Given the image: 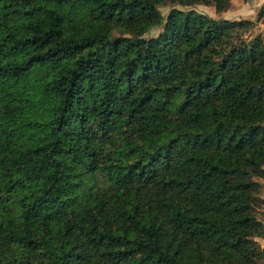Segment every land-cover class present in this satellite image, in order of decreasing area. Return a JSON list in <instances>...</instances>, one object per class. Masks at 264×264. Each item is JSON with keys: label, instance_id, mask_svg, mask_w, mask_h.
Returning a JSON list of instances; mask_svg holds the SVG:
<instances>
[{"label": "trees", "instance_id": "obj_1", "mask_svg": "<svg viewBox=\"0 0 264 264\" xmlns=\"http://www.w3.org/2000/svg\"><path fill=\"white\" fill-rule=\"evenodd\" d=\"M198 4L0 0V264H264V4Z\"/></svg>", "mask_w": 264, "mask_h": 264}, {"label": "rangeland", "instance_id": "obj_2", "mask_svg": "<svg viewBox=\"0 0 264 264\" xmlns=\"http://www.w3.org/2000/svg\"><path fill=\"white\" fill-rule=\"evenodd\" d=\"M237 1H239V0H233V2H235L234 4H237L238 3ZM176 8H180V9H183V10H191V9H193V10L199 12V13L206 14V15H209V16L214 17V18H227V19H234L235 18V15H234L235 14V9L233 11L232 6H230V8H229L230 11L228 10L226 12V14H221V15H219V14L216 13V10H215L214 7L208 6V5H204V4H198V5L190 6V7L176 6ZM171 9H172V6H170V5H164V6L161 7L160 10H161L162 14H164L165 16H167L168 13L171 11ZM250 13L252 14V9H251V11L246 12V14H250ZM257 15L255 16V20L257 19ZM243 18H246V17H243ZM248 18H251V16H248ZM237 19H240V18H237ZM261 21H262V19L260 21H258L257 28H256L255 32H263L264 33V31H262L263 27L260 25V22ZM161 31H162V27H156V28H153L150 31V33L147 34L146 36L147 37L156 36Z\"/></svg>", "mask_w": 264, "mask_h": 264}, {"label": "crops", "instance_id": "obj_3", "mask_svg": "<svg viewBox=\"0 0 264 264\" xmlns=\"http://www.w3.org/2000/svg\"><path fill=\"white\" fill-rule=\"evenodd\" d=\"M237 2V4H234L235 2L232 0L233 4H231L233 11L235 9V14L233 13L235 15L234 19L243 17L248 18V16H251L252 19H255V16L258 14L260 8L264 4V0H239ZM251 9L252 14H246V12L251 11ZM223 14H226V12ZM260 25L263 27L262 31H264V18L260 22ZM262 243L264 244V240H262Z\"/></svg>", "mask_w": 264, "mask_h": 264}]
</instances>
